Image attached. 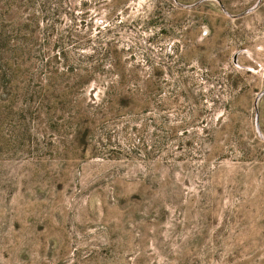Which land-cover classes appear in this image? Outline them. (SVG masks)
Masks as SVG:
<instances>
[{
    "label": "rangeland",
    "instance_id": "rangeland-1",
    "mask_svg": "<svg viewBox=\"0 0 264 264\" xmlns=\"http://www.w3.org/2000/svg\"><path fill=\"white\" fill-rule=\"evenodd\" d=\"M197 1L0 0V264H264V0Z\"/></svg>",
    "mask_w": 264,
    "mask_h": 264
},
{
    "label": "water",
    "instance_id": "water-1",
    "mask_svg": "<svg viewBox=\"0 0 264 264\" xmlns=\"http://www.w3.org/2000/svg\"><path fill=\"white\" fill-rule=\"evenodd\" d=\"M174 1H176V0H174ZM200 1H203V0H199V1H197L196 3H194V4H192V5H195V4L199 3ZM260 2H261V0H257V1L255 2V4H253L251 7L245 9L244 11L240 12L239 14L234 15L233 17H239V16H241V15H243V14H246V13L252 11L255 7H257V6L260 4ZM218 3H219V5H220V7L222 8V10L224 11V7L222 6V4H221L219 1H218ZM178 4H179V3H178ZM179 5H180V6H183V7H188V5H183V4H179ZM263 94H264V90L261 91V92L258 94V97L261 96V95H263ZM255 119H256V126H257V129H258V122H257V120H258V114H257V112H256V115H255Z\"/></svg>",
    "mask_w": 264,
    "mask_h": 264
}]
</instances>
